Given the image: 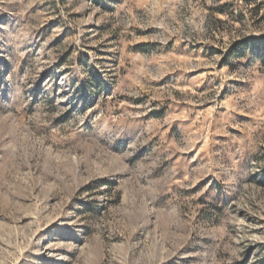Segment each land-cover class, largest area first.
Here are the masks:
<instances>
[{
	"label": "rangeland",
	"instance_id": "obj_1",
	"mask_svg": "<svg viewBox=\"0 0 264 264\" xmlns=\"http://www.w3.org/2000/svg\"><path fill=\"white\" fill-rule=\"evenodd\" d=\"M257 1L0 0V264H264Z\"/></svg>",
	"mask_w": 264,
	"mask_h": 264
},
{
	"label": "trees",
	"instance_id": "obj_2",
	"mask_svg": "<svg viewBox=\"0 0 264 264\" xmlns=\"http://www.w3.org/2000/svg\"><path fill=\"white\" fill-rule=\"evenodd\" d=\"M262 2H258L257 0H249V5L251 6V12H254L255 15L259 13L260 5ZM222 10V9H221ZM241 17V15H239Z\"/></svg>",
	"mask_w": 264,
	"mask_h": 264
}]
</instances>
